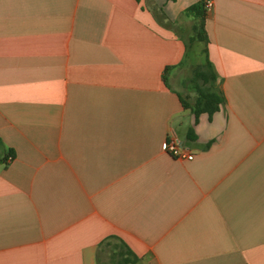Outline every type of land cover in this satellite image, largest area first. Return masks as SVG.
Masks as SVG:
<instances>
[{"label":"crops","instance_id":"1","mask_svg":"<svg viewBox=\"0 0 264 264\" xmlns=\"http://www.w3.org/2000/svg\"><path fill=\"white\" fill-rule=\"evenodd\" d=\"M199 1L0 0V264H264V0H212L195 122Z\"/></svg>","mask_w":264,"mask_h":264},{"label":"trees","instance_id":"2","mask_svg":"<svg viewBox=\"0 0 264 264\" xmlns=\"http://www.w3.org/2000/svg\"><path fill=\"white\" fill-rule=\"evenodd\" d=\"M187 17H190L195 22L192 26L191 35L185 42L186 48L191 47L194 43H207V35L204 29L205 9L204 0H201L184 11ZM205 55L204 61L201 64L195 65L187 81L191 84L193 91L196 93V99L192 106H188L194 115L195 122L200 114H207L210 118L223 102L221 92L213 86L217 75L207 57L206 50L203 49ZM182 104L184 101L181 99ZM192 133L189 129L188 135ZM119 241V240H118ZM103 242H101L102 244ZM100 244V245H101ZM117 249L111 256V264H136L139 260L137 256L126 246L125 243L119 241L116 245Z\"/></svg>","mask_w":264,"mask_h":264},{"label":"rangeland","instance_id":"3","mask_svg":"<svg viewBox=\"0 0 264 264\" xmlns=\"http://www.w3.org/2000/svg\"><path fill=\"white\" fill-rule=\"evenodd\" d=\"M189 27L190 26L188 25L186 28H184V30L186 31L184 33L185 37L191 34ZM201 49H202V43H199V42L194 43L191 46V49L188 51L186 63L192 62V64H195V65L201 64L203 62V54L201 52ZM185 84L187 85L188 89L191 90V92H194L192 91L193 88L191 87V84L189 83V81H186ZM118 243L119 242L115 239H109L107 241H104L101 245H99V248H98L99 264H111L110 259L115 249H117L116 245H118Z\"/></svg>","mask_w":264,"mask_h":264},{"label":"built area","instance_id":"4","mask_svg":"<svg viewBox=\"0 0 264 264\" xmlns=\"http://www.w3.org/2000/svg\"><path fill=\"white\" fill-rule=\"evenodd\" d=\"M212 6V0H204V9L206 13L212 9ZM164 150L167 154L179 160H191L193 158V154L173 136L167 139ZM10 160L11 158H8V161Z\"/></svg>","mask_w":264,"mask_h":264}]
</instances>
